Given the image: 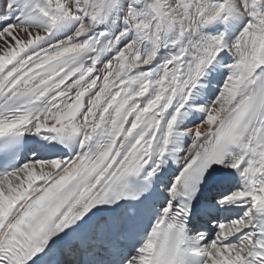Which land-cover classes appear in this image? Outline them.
<instances>
[{
  "label": "snow or ice",
  "instance_id": "obj_1",
  "mask_svg": "<svg viewBox=\"0 0 264 264\" xmlns=\"http://www.w3.org/2000/svg\"><path fill=\"white\" fill-rule=\"evenodd\" d=\"M0 264H264V0H0Z\"/></svg>",
  "mask_w": 264,
  "mask_h": 264
}]
</instances>
